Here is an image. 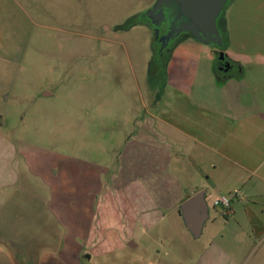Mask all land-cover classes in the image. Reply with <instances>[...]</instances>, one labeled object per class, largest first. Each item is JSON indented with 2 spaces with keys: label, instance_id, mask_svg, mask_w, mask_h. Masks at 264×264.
I'll return each instance as SVG.
<instances>
[{
  "label": "crops",
  "instance_id": "0c3cea01",
  "mask_svg": "<svg viewBox=\"0 0 264 264\" xmlns=\"http://www.w3.org/2000/svg\"><path fill=\"white\" fill-rule=\"evenodd\" d=\"M18 4L0 0V121L7 101L16 97L18 69L11 59L26 51V35L16 33L22 24L14 17ZM217 27L226 58L240 69L234 67L217 84L212 73L216 50L193 39L197 45L187 49L199 52L204 68L166 69V82L145 83L147 101L131 109L124 128L121 166L110 168L102 183L93 177L96 196L84 223L78 225L66 213L54 217L36 211L32 218H21L24 232L17 227L15 233L24 237L7 234L5 240L9 251H21L5 252L0 264H80L86 234L90 241L97 235L105 239L95 249L108 253L105 258L118 254L128 261L141 243L130 240L126 249L112 236L135 230L150 243L142 245L140 264H155L154 245L175 233L182 237L181 231L199 243L177 264H264V0H229ZM55 90L53 82L44 84L35 96L50 99ZM14 143L0 131V212L9 207V218L24 213L14 209L15 195L28 170L18 161L22 157ZM60 175V169L50 173L56 179ZM99 186L104 188L98 193ZM198 193H203L207 217L194 238L181 207ZM235 193L230 215L213 207L216 197ZM2 229L0 235L6 232ZM2 246L0 256L7 250Z\"/></svg>",
  "mask_w": 264,
  "mask_h": 264
},
{
  "label": "rangeland",
  "instance_id": "374dc122",
  "mask_svg": "<svg viewBox=\"0 0 264 264\" xmlns=\"http://www.w3.org/2000/svg\"><path fill=\"white\" fill-rule=\"evenodd\" d=\"M156 1L18 0L14 17L22 24L16 33L26 35V51L11 59L13 69H18L17 91L4 107L0 131L15 142L22 157L18 161L28 170L15 195L14 209L24 213L9 218V207L0 212V230L6 231L0 243L7 249L0 257L20 253L5 246L7 234L24 237L21 218H32L36 211L54 217L66 213L82 225L96 196L93 177L102 183L110 168L121 166L124 128L131 109L147 101L146 84L166 82V69L204 68L199 52L187 49L197 45L187 32L173 38L169 52L154 56L160 47L144 14ZM52 82L53 97L35 96L41 85ZM58 169L60 177H51ZM17 227L23 232L16 234ZM177 234L182 237L175 233L154 245L155 264H177L199 241L182 231ZM141 236L136 230L112 236L114 244L120 242L126 249L130 240L141 243L126 261L118 254L105 258L108 253L95 250L105 239L97 235L90 241L86 234L80 242V264H134L131 260L140 264L145 255L142 245L150 244Z\"/></svg>",
  "mask_w": 264,
  "mask_h": 264
},
{
  "label": "water",
  "instance_id": "95a60500",
  "mask_svg": "<svg viewBox=\"0 0 264 264\" xmlns=\"http://www.w3.org/2000/svg\"><path fill=\"white\" fill-rule=\"evenodd\" d=\"M229 0H157L144 16L150 19L154 26V39L160 44V52L169 39L187 32L196 41L205 45L223 47V39L217 27V19ZM172 5V15L181 24L172 29L167 35L159 38L158 26L165 20L164 8ZM223 50L219 51V60H225ZM229 64L225 63L223 70L228 71ZM183 221L194 238L200 235L202 225L207 217V206L203 193H198L183 203Z\"/></svg>",
  "mask_w": 264,
  "mask_h": 264
},
{
  "label": "flooded vegetation",
  "instance_id": "af4514ba",
  "mask_svg": "<svg viewBox=\"0 0 264 264\" xmlns=\"http://www.w3.org/2000/svg\"><path fill=\"white\" fill-rule=\"evenodd\" d=\"M163 12L165 14V20L163 22H161L160 25L158 26V29H159V38L167 35L172 29H174L177 26H179L181 24V22H182L179 19H177V20L174 19L173 15H172L173 8H172V5L171 4H170L169 8H164ZM152 30H154V26H153ZM172 41H173V38L169 39V41L166 42V44H165V46L163 48V52H169L171 50V43H172ZM156 42L158 43V41H156ZM159 47H160V44H159ZM220 50L221 49L218 48V56H217L218 60H219V51ZM221 62H222L221 69H223L225 63H227V62L225 60L224 61H221Z\"/></svg>",
  "mask_w": 264,
  "mask_h": 264
},
{
  "label": "trees",
  "instance_id": "16d2710c",
  "mask_svg": "<svg viewBox=\"0 0 264 264\" xmlns=\"http://www.w3.org/2000/svg\"><path fill=\"white\" fill-rule=\"evenodd\" d=\"M134 22V21H133ZM150 26H151V29L153 28V26L151 25V22H150ZM210 47H212L213 49H215V50H217V51H215V55H214V61H213V63H212V73H213V75H214V77H215V80H216V83L217 84H222L225 80H227L228 78H229V73H230V71H229V69L231 68H234V67H236V68H239L240 69V67H239V65H237V64H235V63H233V62H231L228 58H226L225 57V61L229 64V69H228V71H224L223 69H221V67H222V62L221 61H219L218 60V58H217V56H218V48L216 47V46H214V45H210ZM159 49H157L156 51H155V57H159V55H161L162 53H165V52H160V51H158ZM221 50H223V47H222V49ZM224 52V51H223ZM220 68V69H219ZM230 69V70H231Z\"/></svg>",
  "mask_w": 264,
  "mask_h": 264
},
{
  "label": "built area",
  "instance_id": "2783aa9c",
  "mask_svg": "<svg viewBox=\"0 0 264 264\" xmlns=\"http://www.w3.org/2000/svg\"><path fill=\"white\" fill-rule=\"evenodd\" d=\"M233 196L238 197V193H235L234 195H222V196L216 197L213 200V207L218 209L220 213H222L223 216L230 215L231 210H232Z\"/></svg>",
  "mask_w": 264,
  "mask_h": 264
}]
</instances>
